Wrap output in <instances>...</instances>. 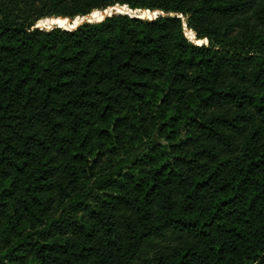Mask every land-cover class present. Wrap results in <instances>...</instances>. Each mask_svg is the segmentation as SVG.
I'll return each mask as SVG.
<instances>
[{
	"label": "trees",
	"instance_id": "1",
	"mask_svg": "<svg viewBox=\"0 0 264 264\" xmlns=\"http://www.w3.org/2000/svg\"><path fill=\"white\" fill-rule=\"evenodd\" d=\"M0 264H264V0H0Z\"/></svg>",
	"mask_w": 264,
	"mask_h": 264
},
{
	"label": "water",
	"instance_id": "2",
	"mask_svg": "<svg viewBox=\"0 0 264 264\" xmlns=\"http://www.w3.org/2000/svg\"><path fill=\"white\" fill-rule=\"evenodd\" d=\"M127 7H129L128 5H126ZM130 10L131 11H134V15L133 16H138V17H141V16H139L138 15V13L137 12H139L140 10H147V11H152V10H150V9H146V8H143V9H136V10H132L131 8H130ZM105 11V10H104ZM156 11H158L159 13L158 14H155V11H152L153 13H154V15H155V17H153V18H156V17H158L159 15H164V12H162V11H160V10H156ZM118 11H113V12H110V13H106V16L105 17H107V16H111L112 14H114V13H117ZM123 13V12H122ZM127 14H130V13H127ZM89 15L90 14H88V15H85V16H80V17H82V19H81V21L79 22V23H75V18L74 19H71V18H69V17H67V18H69L70 19V21H71V23H70V25H74V27H71V26H69V27H63V28H66V29H73V28H76L79 24H81V23H83L84 21H90V22H93V21H101V20H103V19H101V20H91L90 18H89ZM130 15H132V14H130ZM65 18V17H64ZM143 18H145V17H143ZM153 18H149V19H153ZM40 26V25H39ZM53 26H55V25H53ZM53 26H51V27H53ZM57 26H60V27H62L61 25H57ZM41 27V26H40ZM51 27H45V28H51ZM187 26H186V24H185V28H186ZM195 37H196V33H195ZM196 40H192V41H194L195 43H197L196 41H198V40H200V39H198V38H195ZM207 41H206V44H208V39H206ZM197 44H200V43H197ZM203 44V43H202Z\"/></svg>",
	"mask_w": 264,
	"mask_h": 264
},
{
	"label": "bare ground",
	"instance_id": "3",
	"mask_svg": "<svg viewBox=\"0 0 264 264\" xmlns=\"http://www.w3.org/2000/svg\"><path fill=\"white\" fill-rule=\"evenodd\" d=\"M99 12L102 13L103 16H102L101 19H103V18L106 16L107 10H105V11L102 10V11H99ZM99 12H98V13H99ZM125 13H130V11H129V10H126ZM133 13H134V11H132V13H130V14L134 15ZM146 13H152V11H147ZM157 13H159V12L157 11ZM107 14H108V13H107ZM144 15H146V14H145V13H144V14H140L139 16L143 17ZM59 17H62V16H59ZM153 17H155V16H154V15H151V17H148V18H153ZM63 18H64V17H63ZM65 18H66V17H65ZM89 18H90L91 20H97V19H96V16H91V14L89 15ZM101 19H99V20H101ZM186 28H188L189 31H192V33H194L193 30L190 29L189 27H186Z\"/></svg>",
	"mask_w": 264,
	"mask_h": 264
},
{
	"label": "rangeland",
	"instance_id": "4",
	"mask_svg": "<svg viewBox=\"0 0 264 264\" xmlns=\"http://www.w3.org/2000/svg\"><path fill=\"white\" fill-rule=\"evenodd\" d=\"M123 13H125V12H123ZM152 13H153V12H152ZM155 13L158 14L157 11H156ZM153 15H154V14H153ZM154 16H155V15H154ZM58 17H59V16H58ZM54 18H55V16H54ZM56 18H57V17H56ZM185 22H186V20H185ZM38 25H40V23H39ZM64 27H65V26H64ZM186 29H188V28H186ZM190 29H191V28H190ZM192 30H193V29H192ZM193 31H194V30H193ZM186 35L188 36V32H186ZM188 37H189V36H188ZM195 38H196V37H195ZM195 38L192 39V40H196ZM189 39H191V38L189 37ZM206 41H207L206 39H203V40H202V43H206Z\"/></svg>",
	"mask_w": 264,
	"mask_h": 264
}]
</instances>
